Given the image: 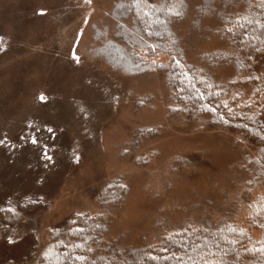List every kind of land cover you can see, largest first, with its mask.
Returning a JSON list of instances; mask_svg holds the SVG:
<instances>
[{"label": "rangeland", "instance_id": "374dc122", "mask_svg": "<svg viewBox=\"0 0 264 264\" xmlns=\"http://www.w3.org/2000/svg\"><path fill=\"white\" fill-rule=\"evenodd\" d=\"M119 1L0 0V264H34L46 232L73 214L104 211L108 238L153 243L181 223H242L247 197L264 192L238 134L173 104L157 70L164 57L140 52L153 68L132 75L96 57ZM202 4L187 0L176 30L192 63L225 48ZM214 76L241 81L226 65ZM112 180L121 203L101 206Z\"/></svg>", "mask_w": 264, "mask_h": 264}, {"label": "trees", "instance_id": "16d2710c", "mask_svg": "<svg viewBox=\"0 0 264 264\" xmlns=\"http://www.w3.org/2000/svg\"><path fill=\"white\" fill-rule=\"evenodd\" d=\"M187 11V0H120L111 14L118 25L106 32L112 39L106 44L110 48L98 50L96 57H106L112 64L118 61L117 68L130 75L153 68L140 52L164 57L157 70L165 77L173 104L189 117L203 118L213 129L238 134L254 156L253 181L264 183V0H203L197 13L214 18V33L225 48L198 56L197 63L186 60L182 36L176 31ZM109 49L116 56L120 53L118 58ZM221 65L233 67L241 81L216 79L214 70ZM124 191L118 180H112L96 200L101 206L116 207ZM24 204L33 202L21 203L22 209ZM104 213L73 214L48 230L34 264H264V192L247 197L242 223L227 217L181 223L153 243L108 238Z\"/></svg>", "mask_w": 264, "mask_h": 264}, {"label": "snow or ice", "instance_id": "6c2138e0", "mask_svg": "<svg viewBox=\"0 0 264 264\" xmlns=\"http://www.w3.org/2000/svg\"><path fill=\"white\" fill-rule=\"evenodd\" d=\"M41 101H44V97H41ZM48 131L51 132L52 130H51V129H48ZM32 143L35 144V143H36V140L33 139V140H32ZM45 156H46L47 159L51 160V157H50V156H47L46 153H45Z\"/></svg>", "mask_w": 264, "mask_h": 264}]
</instances>
